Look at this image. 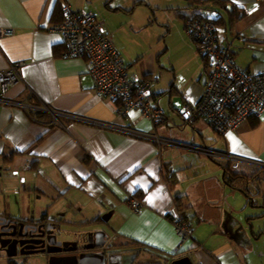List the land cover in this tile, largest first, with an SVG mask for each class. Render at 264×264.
I'll list each match as a JSON object with an SVG mask.
<instances>
[{"label":"crops","instance_id":"obj_1","mask_svg":"<svg viewBox=\"0 0 264 264\" xmlns=\"http://www.w3.org/2000/svg\"><path fill=\"white\" fill-rule=\"evenodd\" d=\"M160 1L141 0L150 11L177 10L181 19L187 16L182 14L187 0ZM226 1L228 10L203 16L219 19L217 34L223 44L230 43L237 66L263 74L264 1ZM64 4L98 20L103 16L104 31L128 73L158 79L151 88L162 112L158 124L138 110L120 117L107 98L95 93L84 59L56 56L63 44L51 26ZM120 9L117 0H0V31H10L0 35V72L23 63L20 82L0 97V223L49 224L61 232L59 240L79 246L87 245V233L105 230L109 252L125 250L132 264L183 259L190 264H264V251L250 255L257 236L253 220L264 217V112L223 135L201 119L184 124L185 106L202 98L204 62L189 44L182 22L167 18L159 24L178 21L176 37L184 64L191 61L189 74L179 73L167 57L161 61L169 49L165 44L151 54L129 51L109 23V12ZM195 14L202 15L199 10ZM167 28L165 36L159 33L165 43L172 32ZM44 105L57 114L61 128L41 111ZM155 138L165 143L158 145ZM171 140L236 159L190 153L169 146ZM226 168L244 177L239 191L224 183ZM131 198L140 202L137 214ZM172 213L190 226V239L179 240ZM16 262L0 250V264Z\"/></svg>","mask_w":264,"mask_h":264},{"label":"built area","instance_id":"obj_2","mask_svg":"<svg viewBox=\"0 0 264 264\" xmlns=\"http://www.w3.org/2000/svg\"><path fill=\"white\" fill-rule=\"evenodd\" d=\"M196 1L203 3L208 0ZM62 10V21L51 26V31L61 37L64 47L61 56L85 60L95 93L101 98H107L120 117L125 118L132 110H138L143 118L154 125L158 124L162 112L155 105L151 90L158 79L130 75L102 23L91 12H74L65 4ZM183 19L186 36L204 62L205 78L202 98L194 106H185L181 114L183 123L192 124L201 119L214 132L223 135L235 131L252 117L258 118L264 112V73L250 74L236 65L230 52V43L223 44L220 41L213 19L199 14L185 16ZM9 33L10 31H0V35ZM22 66L23 63L11 65L0 72V97L20 82ZM40 109L50 114L54 124L62 127L56 113L45 105ZM154 141L158 145L165 143L158 138ZM167 143L174 148L222 161L232 162L236 159L231 155L217 154L191 144L172 140ZM129 203L133 213L140 212L138 200L131 198ZM169 218L179 240L191 238L190 226L180 215L172 213Z\"/></svg>","mask_w":264,"mask_h":264},{"label":"rangeland","instance_id":"obj_3","mask_svg":"<svg viewBox=\"0 0 264 264\" xmlns=\"http://www.w3.org/2000/svg\"><path fill=\"white\" fill-rule=\"evenodd\" d=\"M147 1H150L152 3L161 2L160 0H147ZM117 4L120 5L123 9H120L117 12H109L110 13L109 23L118 30L117 35L119 37L120 42L129 51L146 52V53L151 54L152 52H155L156 47L159 46V48H162L163 45L165 44L168 46L169 49H168V52L160 56L161 61H163L167 57L168 59H170L173 66L175 67L178 66L177 69L179 73H182L180 71L185 72V74L190 73V70L192 67L191 61H187L188 62L187 65L184 64L186 58L183 55V50L182 51L180 50L182 48L181 41L177 39L176 32H175V25L177 24L179 19L182 22V25L184 26V19H181L179 15H177L179 11L177 10L167 11V9L150 11V9L146 6V4L142 3L141 0H117ZM164 5H165V2H164ZM197 9L202 14V16L203 15L207 17L211 15L212 17L215 16L212 12H209V10H206L203 7L193 8L190 6L189 7L185 6L184 12L182 14H186L188 17H190L194 15L195 12H197ZM148 13L151 16V19L148 18L149 17ZM167 18H172V19L176 18L178 21L174 23V25L173 24H163L161 26L159 23H162V22H159V21H167ZM102 20H103V16H99V21L101 22ZM138 25L140 26V28L135 29V27ZM167 25L169 26V29H171L172 32H171V35L167 37L166 43H165L164 42L165 38L163 40L162 37L164 33H165L164 36L167 34V29H168ZM160 31H164V33L159 34ZM188 42L191 45L192 49L194 50L193 45L191 44L189 39H188ZM197 56L200 58L198 54ZM181 143H184V142H181ZM186 144H191V143H186ZM260 180L264 182L261 176H260ZM241 217H243L242 220H244L245 222V220L247 219L246 216L242 215ZM253 222L256 227L254 234H256L257 236L252 237L253 246L251 247V249L253 251L250 253V255H254V253H257L258 255L260 251L261 252L264 251V233L262 234L258 233L259 228L261 230H264V217H261L259 219H254ZM70 237L71 236H63V238L71 239ZM58 238L60 239L61 236H59ZM24 259L26 260V263L23 262L25 261ZM27 259L22 258V257L14 258V260L17 261L16 262L17 264H47L46 258L39 256V255L30 256ZM262 261H264V257Z\"/></svg>","mask_w":264,"mask_h":264},{"label":"water","instance_id":"obj_4","mask_svg":"<svg viewBox=\"0 0 264 264\" xmlns=\"http://www.w3.org/2000/svg\"><path fill=\"white\" fill-rule=\"evenodd\" d=\"M201 84L205 85L204 77ZM246 196L252 200V194L248 190ZM55 230L49 224L23 226L22 224H9V222L0 223V250L4 251L8 258L27 259L30 256L39 255L48 258V264L56 262L59 264H132V261L127 263L130 256L125 250L121 253L109 252L111 247L106 245L107 233L105 230L87 233L88 244L81 246L82 248H79V244L75 241L63 242L59 240L61 232ZM93 236H101L102 239L92 245ZM170 264L190 263L189 260L183 259Z\"/></svg>","mask_w":264,"mask_h":264},{"label":"trees","instance_id":"obj_5","mask_svg":"<svg viewBox=\"0 0 264 264\" xmlns=\"http://www.w3.org/2000/svg\"><path fill=\"white\" fill-rule=\"evenodd\" d=\"M189 3L190 7H203L206 10H212L213 12L215 11H221V10H228L227 8V1L226 0H208L206 2L200 3L196 0H187ZM233 8V7H232ZM198 10V9H197ZM235 9H232V13H235ZM56 23H59L63 19V12L61 13V9L58 8L56 10ZM207 18V17H206ZM212 19V18H209ZM215 19V18H214ZM219 19H215V23H218ZM55 23V24H56ZM55 54L56 56H61L62 53L64 52V47H59L55 49ZM140 77V76H139ZM9 158L8 160H10ZM241 178H244L243 176L237 174V173H232L229 168L225 169V177H224V183L233 190H238L240 189V183H241ZM185 219V218H184Z\"/></svg>","mask_w":264,"mask_h":264},{"label":"flooded vegetation","instance_id":"obj_6","mask_svg":"<svg viewBox=\"0 0 264 264\" xmlns=\"http://www.w3.org/2000/svg\"><path fill=\"white\" fill-rule=\"evenodd\" d=\"M101 239L97 236L96 239L92 238V245L94 244V242H100ZM88 244V243H87ZM83 246V245H82ZM79 248H82L81 246H78ZM114 262H116V260L114 259Z\"/></svg>","mask_w":264,"mask_h":264}]
</instances>
